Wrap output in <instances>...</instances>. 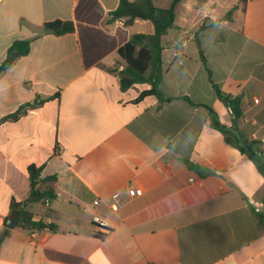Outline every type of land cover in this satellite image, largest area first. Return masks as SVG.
Listing matches in <instances>:
<instances>
[{
	"label": "crops",
	"instance_id": "obj_1",
	"mask_svg": "<svg viewBox=\"0 0 264 264\" xmlns=\"http://www.w3.org/2000/svg\"><path fill=\"white\" fill-rule=\"evenodd\" d=\"M118 3L0 0V65L15 41L32 40L0 75V119L38 100L0 124V264H264V175L212 127L208 109L230 128L232 111L213 85L239 98L236 134L258 141L264 155V0H181L162 39L163 101H137L150 84L121 88L118 49L154 27L112 19ZM232 9L231 20L214 23ZM55 20L72 21L74 32L42 35ZM186 25L198 43L203 32L234 25L240 45L233 55L192 47L181 36ZM31 165L58 178L54 200L27 207L48 224L36 238L19 222L5 227L15 219L11 200L28 197Z\"/></svg>",
	"mask_w": 264,
	"mask_h": 264
},
{
	"label": "trees",
	"instance_id": "obj_2",
	"mask_svg": "<svg viewBox=\"0 0 264 264\" xmlns=\"http://www.w3.org/2000/svg\"><path fill=\"white\" fill-rule=\"evenodd\" d=\"M118 1L117 8L110 13L112 19H123L124 24L127 26L133 24L135 20L149 21L154 27L153 34L134 33L130 39L118 49L119 56L126 63L124 69L119 72L121 76V88L122 90H126L135 84H150L151 89L143 91L137 101H140L146 96H155L160 101H163L164 99L159 91V86L163 78L162 39L170 29L176 27L175 8L181 0H173L171 5L167 8L156 6L153 0ZM233 10L234 9L228 11L223 18L216 20L214 23L231 20ZM202 28H204V26ZM74 30L75 25L72 21L55 20L44 23L41 34L62 36L72 33ZM31 41L32 40L15 41L10 48V52H16L19 57L26 56L30 52ZM201 61L208 75L211 76V71L203 52H201ZM12 64L13 61L6 59L0 65V75L10 68ZM213 87L217 97L226 101L229 105L233 114V126L228 128L221 124L217 114L211 108H208L212 127L220 131L228 143L235 145L241 153L247 154L254 160L259 171L264 175V155L260 151L259 142L239 137L236 134L235 124L243 114L240 99L224 93L217 84H214ZM184 99L192 105H197L192 103L187 97ZM37 101L36 99L34 102L23 104L16 112L0 119V124L9 119L19 118L28 110L34 109L38 104ZM233 139H235V142ZM188 165L192 169L199 171V167L190 162H188ZM42 170V167H37L35 165L29 166L28 177L30 189L28 197L22 201L16 199L11 200V216L18 220L24 229L42 230L48 227V224L36 219L33 213L27 209L32 203H47L57 197V176L50 175L41 177ZM263 218L264 216L260 215V221L262 223L264 222ZM5 232L6 230L2 232L3 236Z\"/></svg>",
	"mask_w": 264,
	"mask_h": 264
},
{
	"label": "rangeland",
	"instance_id": "obj_3",
	"mask_svg": "<svg viewBox=\"0 0 264 264\" xmlns=\"http://www.w3.org/2000/svg\"><path fill=\"white\" fill-rule=\"evenodd\" d=\"M190 27L191 26L186 25L184 30L181 31V36L184 40L188 37L191 40L190 46L192 47L204 46L208 50L224 48L233 55L234 45L239 46L241 42V38L236 32L234 25L217 26L215 28H211L209 31L203 32L200 43L194 40L195 29ZM220 33L223 35V39L216 40L215 35L218 34L219 36Z\"/></svg>",
	"mask_w": 264,
	"mask_h": 264
},
{
	"label": "built area",
	"instance_id": "obj_4",
	"mask_svg": "<svg viewBox=\"0 0 264 264\" xmlns=\"http://www.w3.org/2000/svg\"><path fill=\"white\" fill-rule=\"evenodd\" d=\"M129 196H135L136 194H138V191L135 189H130L128 192ZM99 202L95 201L94 205H98ZM93 222L97 225V227L100 229V231H102L103 233H108V229L106 226V223L98 216V215H94L93 216ZM37 236V230H32L30 232V237L31 238H36Z\"/></svg>",
	"mask_w": 264,
	"mask_h": 264
},
{
	"label": "water",
	"instance_id": "obj_5",
	"mask_svg": "<svg viewBox=\"0 0 264 264\" xmlns=\"http://www.w3.org/2000/svg\"><path fill=\"white\" fill-rule=\"evenodd\" d=\"M16 56H17V53L14 52V53L10 54V56L8 58H9V60L14 61ZM223 102L227 105L226 101H223ZM17 224H18V221L16 219L10 218L6 221L5 227L14 228ZM1 240H2V236H0V242H1Z\"/></svg>",
	"mask_w": 264,
	"mask_h": 264
}]
</instances>
